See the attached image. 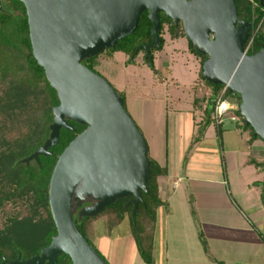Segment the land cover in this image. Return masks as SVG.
I'll use <instances>...</instances> for the list:
<instances>
[{
	"label": "water",
	"instance_id": "water-1",
	"mask_svg": "<svg viewBox=\"0 0 264 264\" xmlns=\"http://www.w3.org/2000/svg\"><path fill=\"white\" fill-rule=\"evenodd\" d=\"M18 1L26 8L33 56L59 99L48 138L21 162L40 163V156H55L51 148L60 130L75 129L68 121L87 127L57 155L51 173L48 195L56 235L40 254L3 258V264H55L61 254L72 264H109L76 220L95 217L121 199L128 198L124 209L133 205L137 229L138 205L145 204L142 192L149 193L148 142L124 97L85 61L134 33L146 11L152 41L139 45L132 57L143 50L153 64L152 50L161 49L162 42L160 13L178 28L182 23L191 45L207 55L202 64L205 80L228 86L246 125L264 144V48L253 55L244 52L253 22L239 18L235 0Z\"/></svg>",
	"mask_w": 264,
	"mask_h": 264
},
{
	"label": "trees",
	"instance_id": "trees-1",
	"mask_svg": "<svg viewBox=\"0 0 264 264\" xmlns=\"http://www.w3.org/2000/svg\"><path fill=\"white\" fill-rule=\"evenodd\" d=\"M4 2L10 10L0 12V219L5 225L0 228V264H3V258L15 259L18 253H21L22 257H31L39 253L57 233L49 206L48 189L51 173L57 155L61 154L65 147L87 127L68 121L75 129L60 130L59 141L51 148L55 156H40V163L34 160L28 165L21 162V159L31 154L48 138L49 125L53 121L52 109L59 104V99L55 89L47 80L43 67L33 56L24 4L18 0H4ZM235 2L239 18L253 22L250 35L253 40L248 49V54L253 55L264 48V6L261 5V0H235ZM160 23V33L163 34L170 20L165 14L160 13ZM151 28L152 23L148 19L147 12L142 13L134 33L119 40L114 49L108 48L86 60L85 65L103 76L99 69L112 60L117 51L130 56L128 63L134 62L138 55L137 53L132 57L136 48L152 41ZM173 32L172 28L171 33ZM164 44L165 39L162 37L161 49ZM189 47L200 59L201 79L210 87L208 96L196 95L194 100L196 106H205L203 120L198 124L197 134L194 137V141H197L204 134L207 126L214 122L212 117L214 106L224 85L205 80L202 64L207 59V55L197 51L190 42ZM145 60L148 62L146 57ZM118 93L125 99L122 92L118 91ZM229 94L237 98L228 88L227 95ZM237 102L236 114L240 118L238 128L249 130L250 141L253 142L259 137L254 136V130L250 125H246L244 117L240 114L239 101ZM149 158L151 164L149 193L142 192L145 204L140 202L138 205L137 229L132 217L133 205L124 209L128 198L111 204L95 217H85L81 222L76 220V224L82 235L95 247L94 240L104 236L110 237L120 225L128 223L136 237L140 256L145 263L154 264L158 210L165 205L160 196L159 179L168 174V168L160 165L150 156ZM248 163L261 166L259 161L253 159ZM25 200L26 207L22 203ZM16 203L21 204L22 210L9 209V206ZM7 226L10 227L6 228ZM11 236H27L30 239L15 240ZM55 264H71V259L68 255L62 254Z\"/></svg>",
	"mask_w": 264,
	"mask_h": 264
},
{
	"label": "crops",
	"instance_id": "crops-1",
	"mask_svg": "<svg viewBox=\"0 0 264 264\" xmlns=\"http://www.w3.org/2000/svg\"><path fill=\"white\" fill-rule=\"evenodd\" d=\"M193 86V116L200 112V120L194 118L189 140L177 154L170 153L165 114L153 112L151 102L157 99L141 90L130 96L138 119L130 114L146 137L149 156L168 168L159 179L165 205L158 210L154 264H264V170L248 163L264 162V144L251 142L238 122L236 133L212 122L194 141L205 106L194 104L199 93ZM213 124L219 145L205 139ZM213 160L225 161L226 172L209 171Z\"/></svg>",
	"mask_w": 264,
	"mask_h": 264
},
{
	"label": "rangeland",
	"instance_id": "rangeland-1",
	"mask_svg": "<svg viewBox=\"0 0 264 264\" xmlns=\"http://www.w3.org/2000/svg\"><path fill=\"white\" fill-rule=\"evenodd\" d=\"M163 34L165 44L163 49L153 50V65L146 62L144 51L139 52L132 63H128L130 56L117 51L114 53V58L102 65L99 72L117 91L125 90L127 96L126 109L128 107L129 114L131 112L137 119L138 115L134 111L130 96L141 90L147 93L149 98L155 97L157 99H152L153 102H151L153 112L159 115L165 114L164 126L168 129L170 153L177 154L180 147H184L189 140L194 118L200 120V112L196 113V117L193 116L194 95L190 85L194 83L193 87H196L201 96L204 82L200 77V59L188 49V38L185 35L173 38L166 31V28ZM227 97L234 103H238V99L231 94ZM143 110L144 107L141 108V111ZM235 123L227 117L224 119L222 127H224V131L230 130L236 133L234 132L236 130ZM214 124L211 125L214 130L208 132L205 139L209 142L215 141L219 145L220 141ZM247 134H250L249 130H247ZM230 136L235 138L232 134H228V137ZM243 137L245 139V135ZM237 140L241 142V138H237ZM256 141L260 143L258 144L259 147H263L261 139H256ZM211 170L226 172V162L221 160V163L217 164L215 160L211 161L209 171ZM22 203L24 206L27 204L26 200ZM12 206H9V209L22 210L20 203ZM4 226V222L0 219V228ZM11 237L15 240L30 239L27 236ZM156 242L158 245L159 241ZM161 242L162 240H160ZM93 244L109 264H145L137 250L136 237L128 223L120 225L112 236L101 237L94 240Z\"/></svg>",
	"mask_w": 264,
	"mask_h": 264
},
{
	"label": "built area",
	"instance_id": "built-area-1",
	"mask_svg": "<svg viewBox=\"0 0 264 264\" xmlns=\"http://www.w3.org/2000/svg\"><path fill=\"white\" fill-rule=\"evenodd\" d=\"M253 37H250L245 46V53H248V49L252 43ZM203 85V94L204 96H208L210 94V87L207 84ZM228 86L224 85L221 89L214 106L212 117L214 119V123L218 126L221 125L225 118L229 117L234 122H240V118L236 114L237 104L231 101L227 97Z\"/></svg>",
	"mask_w": 264,
	"mask_h": 264
},
{
	"label": "flooded vegetation",
	"instance_id": "flooded-vegetation-1",
	"mask_svg": "<svg viewBox=\"0 0 264 264\" xmlns=\"http://www.w3.org/2000/svg\"><path fill=\"white\" fill-rule=\"evenodd\" d=\"M1 1V3H2V7L0 8V12H8L10 9L8 8V7H6L5 6V2H4V0H0ZM147 12V11H146ZM163 14H165V13H163ZM147 15H148V13H147ZM166 15V14H165ZM166 17H167V15H166ZM168 18V17H167ZM169 19V18H168ZM170 20V23H168L167 25H166V31L172 36V35H174L175 37L176 36H181V35H185L184 34V31H183V26H182V23H180V25H179V28L178 27H176L174 24H173V21L171 20V19H169ZM172 28L174 29V32L173 33H171V30H172ZM162 35V36H161ZM160 36H161V38L163 37L164 38V34H161L160 33ZM190 42V41H189ZM191 44V43H190ZM142 45V44H141ZM145 45V44H144ZM141 51H143V50H139L138 51V53L139 52H141ZM152 52H153V50H152ZM54 155H55V153H54ZM56 235V234H55ZM54 235V236H55ZM53 238V237H52ZM87 240V239H86ZM51 241H52V239H51ZM51 241H50V243H51ZM88 241V240H87ZM49 243V244H50ZM48 244V245H49ZM48 245H46V246H48ZM46 246H44V247H46ZM93 246V245H92ZM44 247H42L41 249H40V252L39 253H37V254H40L41 253V250L44 248ZM94 247V246H93ZM95 249H96V251L98 250L97 248H96V246L94 247ZM98 252V251H97ZM99 253V252H98ZM21 255V258L22 259H27V258H30V257H22V254L21 253H18V255ZM37 254H34L33 256H35V255H37ZM100 254V253H99ZM62 255V254H61ZM101 255V254H100ZM33 256H31V257H33ZM18 257V256H17ZM16 257V258H17ZM15 258V259H16ZM59 258V257H58ZM15 259H8V260H15ZM71 259V258H70ZM71 264H72V261H71Z\"/></svg>",
	"mask_w": 264,
	"mask_h": 264
}]
</instances>
